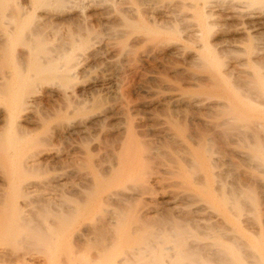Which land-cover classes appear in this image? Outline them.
<instances>
[{
    "label": "bare ground",
    "instance_id": "obj_1",
    "mask_svg": "<svg viewBox=\"0 0 264 264\" xmlns=\"http://www.w3.org/2000/svg\"><path fill=\"white\" fill-rule=\"evenodd\" d=\"M225 1L0 0V264H264V11L222 40Z\"/></svg>",
    "mask_w": 264,
    "mask_h": 264
},
{
    "label": "rangeland",
    "instance_id": "obj_2",
    "mask_svg": "<svg viewBox=\"0 0 264 264\" xmlns=\"http://www.w3.org/2000/svg\"><path fill=\"white\" fill-rule=\"evenodd\" d=\"M227 3V4H229L231 7H229V5H228V7H224V6H227V4H224V3ZM225 2H221L220 4H219V6H218V8L220 7V5L221 6H223V7H220V9H218V8H216V12H217V17L215 16V18H216V21L218 22V26L216 27V29H217V31H218V34H217V38H222V40L226 37H229L228 39H224V40H226V41H230L231 39H238L239 41H241L240 39H241V37H244V35H242V34H238V33H236V34H234L233 35V33H231L230 31V33L227 31V30H229V29H234V28H243V27H247L248 25H249V23H248V21L246 22V20H247V18H246V16L250 13V12H263L264 10V8L262 9V8H260V10L258 9V8H255V7H253V6H247L246 8H244L243 6H242V4H244V3H242V1H241V3H238V2H240L239 0L238 1H233V7H232V5H231V3H232V1H229V2H227V1H225ZM236 3H238V4H236V6H235V4ZM237 5H241L242 6V8L240 7V6H237ZM221 9H223V10H221ZM238 11H242L241 13H242V15H237L236 13H239V12H237V10ZM240 9V10H239ZM259 11H258V10ZM234 10H236V13H235V11ZM248 12H247V11ZM223 11V12H222ZM232 11V12H231ZM234 11V12H233ZM229 12V13H228ZM246 12V13H245ZM236 14V16L234 15V14ZM240 13V14H241ZM248 13V14H247ZM229 14H230V16H231V18H229L230 16H229ZM234 16H233V15ZM229 17H228V16ZM226 17H228V18H226ZM233 17H235V18H233ZM219 18V19H218ZM238 18H240L239 20H238ZM244 20V21H243ZM224 21H226L227 23H225ZM238 21H240V23L238 22ZM243 21V22H242ZM221 22V23H220ZM225 23V24H224ZM242 23V24H241ZM221 24V25H220ZM229 24V25H228ZM227 26V28H226V26ZM230 25H231V27H230ZM232 25H234V26H232ZM224 28H222V27ZM225 26V27H224ZM236 26V27H235ZM262 26V27H261ZM257 30H256V32H253V34H254V36H256L253 40H252V46H255L256 48H260L259 50H255L256 48L254 47V49H253V47H252V49H253V51L254 52H256V51H258V52H263L262 53V55H264V24L263 25H261ZM233 27V28H232ZM63 29H64V27H63ZM225 29H226V31H225ZM258 31V32H257ZM260 31V32H259ZM263 31V32H262ZM221 32V33H220ZM255 33H259V34H255ZM241 35V36H240ZM222 36H224V37H222ZM236 37V38H235ZM220 39H219V41H220ZM246 39V38H245ZM245 39L243 38V40L242 41H245ZM237 40V41H238ZM247 42V41H246ZM245 42V44H247ZM257 42V43H256ZM225 43V42H224ZM221 45V44H220ZM244 44H242V46H243ZM251 46V45H250ZM258 46H260V47H258ZM243 48H245V49H248V45H247V47L244 45L243 46ZM251 49V50H252ZM252 51V52H253ZM249 52H250V50H249ZM252 52L251 53H249L250 54V56L252 55V56H254V54H252ZM236 55V54H235ZM9 66H11V64L9 65V63H7V68H9ZM53 141H54V143H53ZM59 142H61V141H59L58 140V142H57V140L55 141V139H52V144L50 143L49 145H48V149H46L47 150V152H46V150H45V152H46V154L45 155H51V154H54V152H57V151H60L64 146H65V141H62L61 142V144L62 145H60V143ZM63 146V147H62ZM47 147V146H46ZM61 148V149H60ZM59 162V161H58ZM56 163V165H54V167H55V170H54V172L53 171H51V172H53V175L54 174H56V173H60L61 171H63V166H66L67 165V163L66 164H61L60 162L59 163ZM69 164V163H68ZM60 165V166H59ZM58 169H57V168ZM60 167H63L62 169L60 168ZM238 167H240V166H238ZM242 167V166H241ZM241 167H240V170H241ZM239 169H238V173H240L241 171H240ZM240 171V172H239ZM51 175V174H50ZM260 198L258 199V201H256L255 202V209H256V212L255 213H252L253 215H252V220H251V222H252V225L253 226H251L253 229L255 228V229H257V230H255L256 232H258L259 234H260V236L262 237V238H264V195L263 194H260V196H259ZM258 202H259V204H258ZM261 203V204H260ZM255 214V215H254ZM101 234V236L99 235V236H97V235H95V236H97L96 237V239L99 237V238H101V237H105V235H106V238L109 236V232H104V233H102V232H100ZM108 233V234H107ZM258 239V238H257Z\"/></svg>",
    "mask_w": 264,
    "mask_h": 264
}]
</instances>
